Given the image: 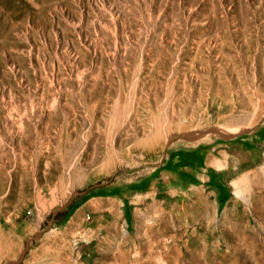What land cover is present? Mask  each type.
Here are the masks:
<instances>
[{"label": "rangeland", "instance_id": "374dc122", "mask_svg": "<svg viewBox=\"0 0 264 264\" xmlns=\"http://www.w3.org/2000/svg\"><path fill=\"white\" fill-rule=\"evenodd\" d=\"M0 264H264V0H0Z\"/></svg>", "mask_w": 264, "mask_h": 264}, {"label": "bare ground", "instance_id": "6f19581e", "mask_svg": "<svg viewBox=\"0 0 264 264\" xmlns=\"http://www.w3.org/2000/svg\"><path fill=\"white\" fill-rule=\"evenodd\" d=\"M197 202L200 204V205H203L204 206V210L202 213H204L206 216L209 215V212H210V207H211V199L208 195H200L199 199L197 200ZM198 215V214H197ZM196 215V217H197ZM204 215V216H205ZM200 216V215H199ZM205 216V217H206ZM197 218H200V217H197ZM202 220V219H201Z\"/></svg>", "mask_w": 264, "mask_h": 264}, {"label": "crops", "instance_id": "0c3cea01", "mask_svg": "<svg viewBox=\"0 0 264 264\" xmlns=\"http://www.w3.org/2000/svg\"><path fill=\"white\" fill-rule=\"evenodd\" d=\"M111 197L107 198V199H100L98 201H96L98 203L99 207H104L103 209H106V207L108 206V204L112 203L113 205H116L115 201L113 199H110ZM93 207H96L97 205L92 204ZM132 216L134 215L133 211L131 212Z\"/></svg>", "mask_w": 264, "mask_h": 264}]
</instances>
